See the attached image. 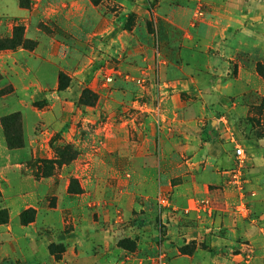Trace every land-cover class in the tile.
Listing matches in <instances>:
<instances>
[{
	"label": "rangeland",
	"instance_id": "rangeland-1",
	"mask_svg": "<svg viewBox=\"0 0 264 264\" xmlns=\"http://www.w3.org/2000/svg\"><path fill=\"white\" fill-rule=\"evenodd\" d=\"M101 1L91 0L94 6ZM144 2L148 19L139 23L133 19L129 25L127 19L120 18L103 26L96 7L87 10L88 15L81 20L69 17V10L65 9L46 10L50 20L43 10L35 12L33 15L41 21L32 26L33 37L26 36L23 19L19 21L0 6V209H7L9 214L8 221L0 225L24 224L20 215L12 216L11 223V211L17 212L23 201L16 206L9 199V191L3 192L4 178L8 176L2 172L15 168V164H22L20 176L31 180H48L60 173L64 165L68 166L65 173L70 181L75 180L72 192L68 188L73 194L83 191L81 179L106 180V189L103 186L95 190L91 197L85 218L93 228L99 220L112 224L110 242L119 250L123 264H172L171 258L178 255V250L180 255L215 251L207 236L201 238L197 247V239L184 237L181 241L176 233L168 235L173 225L184 232L189 226H198V215L211 233H224L226 221L221 214L232 218L234 227L246 224L249 218L256 219L241 193L245 195L248 177L258 182L264 173L251 169V159L256 158L255 151L264 141V80L251 76L248 86L239 79V68L243 66L258 74L256 65L264 63V53L235 51L230 58L215 44H202L197 49L185 40V33L192 34V28L183 24L179 29L166 23L163 11L169 9L159 8L158 0ZM19 4L30 5L28 0H19ZM177 4L193 10L191 22L205 16L204 0H179ZM199 8L202 15L198 16ZM21 10L30 12L32 8ZM16 32L29 40L30 47H9V39ZM44 37L46 41L65 37L77 48L67 58L71 64L58 68L56 87L51 85L49 76L57 68L58 59L39 58V52L33 53ZM217 41L212 39L213 43ZM19 48L28 50V55L21 59L9 51ZM58 53L61 55L62 51ZM34 65L47 67L49 82L24 86L22 78L42 74ZM181 68L191 70L179 72ZM61 73L64 76L59 80ZM60 84L63 89H59ZM84 88L95 94L93 102L82 104ZM61 90L68 91L62 96ZM212 120H216L213 128ZM115 144H120L123 151H115ZM237 146L246 153L241 187L232 177ZM130 148L131 153L124 152ZM64 155L67 159H63ZM99 156L109 164H94ZM195 183L198 189L209 190L230 185L232 199L227 200L228 209H222L227 207L225 199L212 197L192 198L184 206L178 204L184 193L194 190ZM103 193L108 198L96 197ZM116 193L126 194L127 201L132 199L126 210L116 201ZM45 203L54 205L55 197ZM106 213L110 214L108 221L103 215ZM168 215L185 221L172 223ZM140 221L149 224L138 225L137 231L129 230L130 225ZM260 233L254 241L256 246L237 235L231 250L222 245L218 251L226 249L231 257L241 254L230 264H263L264 245L258 246V242L264 241V232ZM8 239L12 241L6 244L11 252L16 243ZM56 245L54 250L59 251ZM167 246L177 247L176 254ZM56 258H60V253H56Z\"/></svg>",
	"mask_w": 264,
	"mask_h": 264
},
{
	"label": "crops",
	"instance_id": "crops-1",
	"mask_svg": "<svg viewBox=\"0 0 264 264\" xmlns=\"http://www.w3.org/2000/svg\"><path fill=\"white\" fill-rule=\"evenodd\" d=\"M28 1L30 3L29 7H22L19 4V0H0L1 9L8 10L10 14L12 13L13 16L18 17L19 21H22V19L25 21V24H27V37L32 36L30 34L32 26L40 24L39 21H41L36 15H33V13L36 12L39 14L40 11L43 10L45 17L50 20L52 18L46 15V10L48 9L52 11H56V8H59L58 10H69V17H75L77 20H81L85 14L88 15L86 12L87 10L91 9L93 11V8L96 7L98 9L97 18L99 17L103 26L108 23H113V20L118 22L120 18L127 19V25H129L133 19H135V22L139 23L149 17L144 0H102L96 6L93 5L91 0ZM177 1L179 0H158V6L162 9H169L167 12L163 11V20L166 23L174 25L177 28L182 27L183 24H187L188 28L194 30L192 34L189 32L185 33V40L189 41L190 46H196L197 49H200L203 47L202 44L206 46H208L206 43L215 44L222 51L224 50L229 57L233 56L235 51L247 52L253 50L255 54L261 51L264 53V0H204L206 5L205 16L203 19H198L196 23L190 21L193 19V10L190 7L182 6V4L178 5ZM22 8L25 10L32 8V10H30V12H22ZM25 18H28V21L25 20ZM64 38L65 37L59 39L60 42L57 37L54 39L50 37L47 41L44 40L45 37L41 38V41H39L37 48H35L33 52H39V58L52 57L58 59L57 68L54 69L51 76H49L53 80L51 85L53 84L55 87L58 85V68H67L68 64H71L70 59L67 60L68 56H72L75 54V51H77V48L74 47L72 42ZM210 38L218 39V41L213 43ZM55 42L59 44L57 45ZM58 50L62 51L61 55L58 53ZM9 51H11L12 55L21 59L29 53V51L24 48H19L17 50L9 49ZM33 53L30 54L33 55ZM66 54L68 55L65 56ZM38 62L40 65L42 64L41 60ZM34 66V69L42 74L37 78L35 76L32 78H22L20 82L24 86H41L49 82L47 75H45L47 67L40 68V66ZM190 70L191 69L185 70L181 68L179 72L186 73ZM251 76L263 79L257 73H253L252 70H247V68L240 66L239 79L245 80L248 86H250ZM241 86L245 85L241 84ZM251 88H255V86ZM67 91L61 90L59 93L63 96ZM261 93L264 95L262 91ZM61 95L57 96L60 97ZM114 148L115 151L119 153L123 151L120 144H115ZM132 149L130 148L124 152L131 153ZM255 153L256 158L251 159L253 161L251 169H258L264 172V141L263 143H259L257 152L255 151ZM95 160H93V163L95 162L94 164L99 163V165L101 164L103 166L109 164L100 156L99 159L97 157V160ZM94 164L92 166H94ZM65 166L66 165L61 168L60 173L52 177L54 178L53 180L52 178L48 180L44 178L31 180L29 176H24L22 178L20 176L22 175V164H15V168L2 172L4 176H8V178H4L6 183H3L5 188H3V192L9 191L11 194L9 199L14 200L16 206L19 205V201H23L21 204L24 205L25 209L32 207L35 209L36 213L35 219L28 224L10 225L6 227L0 225V264H123L119 256V250L115 244L110 242V237H112V224L101 223L99 220V224H96V228H93L85 218L89 212L88 205H90L91 197L95 196V190H99L103 186L104 189H106V180L104 181L102 179L96 182L93 180L90 181V179H81L80 185L83 191L73 194L68 191L70 176L65 173L66 170L69 169L68 166H66V168ZM83 169V171H85L86 167ZM76 176L78 177L79 175ZM246 183L245 195L241 193V197L245 196L246 201L248 200V203H250L249 211L254 213L256 219L249 218L246 224L234 227L232 218L225 214H221V216H225L224 219L226 221L224 233H219L218 230H216L215 233L207 232L200 215H198L199 225L185 228L187 232L180 231L178 226L173 225L169 228L168 235L176 233L175 237L181 239V241L185 239L184 237H187V240L190 238L197 239V247L200 246L199 242L201 238L207 236L208 241L210 240L209 242L215 247V251H202L195 255H180V251L178 250V255L171 258L172 264H186L187 261L188 264H230L234 257H240L241 254H236L234 257L228 256V250L224 249V251H218L220 246L227 245V249L231 250L235 236L241 235L243 236L242 238L254 242L257 235H261L260 231L264 232V173L258 182H254L252 177H248ZM92 184L94 187H91ZM196 185L195 183L193 191H189L182 195L181 199L178 200V204L184 206L185 202H187L186 200L192 198L212 197L221 200L225 199L227 207L222 209L223 211L228 209V201L232 199L230 197V185H226L223 189L216 190L198 189ZM117 195L116 193L115 197ZM125 195L126 194H120L117 196L118 198L116 200L119 201L118 204L124 208V210H126L127 206L132 204V199L130 198L129 201L125 200ZM106 196L108 198V195L103 193L96 197L101 200ZM54 197V205L45 203L54 199ZM22 206H18L17 212L11 211V223L13 219L12 216L19 217L20 213L23 211ZM102 211L103 210H99V213H104ZM193 213H196V211H193L192 214ZM103 215L105 216V220L108 221L110 214L106 213ZM168 218L172 223L175 221L182 224L185 221L181 220V222H179V219H174L169 215ZM147 224L149 223L147 222ZM147 224L140 221L136 225H130L129 230L137 231V229L140 228L139 226L147 227ZM66 225L68 226L66 227ZM8 237L16 243V245L14 244L15 248L12 251L10 250L11 252H9L6 245L12 242ZM258 243L260 244L258 246L264 245L263 239ZM50 244H58L59 247L57 249H59V251L51 253L49 250ZM178 245H180V243H178ZM254 245L256 246L255 242ZM167 247H169V250L174 249V254H176L175 249L177 247ZM233 248L237 249L235 246ZM57 252L60 253V258H56ZM142 261L143 259L140 260V262ZM261 262L264 264V255ZM252 263H254V260Z\"/></svg>",
	"mask_w": 264,
	"mask_h": 264
},
{
	"label": "trees",
	"instance_id": "trees-1",
	"mask_svg": "<svg viewBox=\"0 0 264 264\" xmlns=\"http://www.w3.org/2000/svg\"><path fill=\"white\" fill-rule=\"evenodd\" d=\"M92 1L94 3H98L99 0H92ZM9 42H11L10 45H9V47H15L16 44H19V45L22 44L23 47H26V48L30 47L29 46V40L22 39V36L19 33H17V32L15 33V35L13 36V38L9 39ZM31 46L34 47V45H31ZM256 71L264 79V63H260V62L257 63V65H256ZM63 76H64V74L61 73L59 75V80H61ZM59 89H63L62 84H60ZM94 95L95 94L90 89L84 88L83 91H82L81 99H80L81 102H82V104H87L89 101H92L91 98L94 101V98H93ZM85 98H86V102H83V101H85L84 100ZM64 154H66V153H64ZM65 158L67 159V155H64L63 156V159H65ZM74 181H75L74 179L70 181V184H69V190L70 191H71V185H72V183ZM35 213H36V211H35L34 208L24 209L20 213V219H21L22 223L28 224L29 222L33 221L34 218H35ZM8 219H9V214H8L7 209H0V223H6L8 221ZM119 246L123 247L122 244H119ZM55 247H57L56 244H50L49 245V250H50L51 253H55V250H54ZM57 257H58V255H57Z\"/></svg>",
	"mask_w": 264,
	"mask_h": 264
},
{
	"label": "built area",
	"instance_id": "built-area-1",
	"mask_svg": "<svg viewBox=\"0 0 264 264\" xmlns=\"http://www.w3.org/2000/svg\"><path fill=\"white\" fill-rule=\"evenodd\" d=\"M197 15H202V12L200 10V8L197 10ZM236 157H237V164H236V168L234 170V174L232 175V177L234 178L235 182L238 184V186H242V181H241V171L243 169L244 166V162L246 159V153L245 150L240 147L237 146L236 147ZM162 201L165 202L164 199H162ZM244 209V207H242ZM190 210L189 208L186 209V211Z\"/></svg>",
	"mask_w": 264,
	"mask_h": 264
},
{
	"label": "water",
	"instance_id": "water-1",
	"mask_svg": "<svg viewBox=\"0 0 264 264\" xmlns=\"http://www.w3.org/2000/svg\"><path fill=\"white\" fill-rule=\"evenodd\" d=\"M216 120H212L211 121V128H213L215 126Z\"/></svg>",
	"mask_w": 264,
	"mask_h": 264
}]
</instances>
